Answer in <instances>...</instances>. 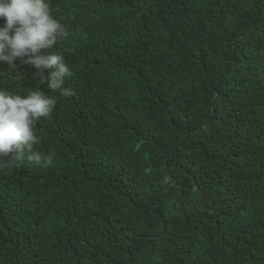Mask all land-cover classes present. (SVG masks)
I'll list each match as a JSON object with an SVG mask.
<instances>
[{"label": "trees", "instance_id": "1", "mask_svg": "<svg viewBox=\"0 0 264 264\" xmlns=\"http://www.w3.org/2000/svg\"><path fill=\"white\" fill-rule=\"evenodd\" d=\"M51 3L71 94L0 63L57 100L52 163L0 167V264H264V0Z\"/></svg>", "mask_w": 264, "mask_h": 264}, {"label": "clouds", "instance_id": "2", "mask_svg": "<svg viewBox=\"0 0 264 264\" xmlns=\"http://www.w3.org/2000/svg\"><path fill=\"white\" fill-rule=\"evenodd\" d=\"M0 20L5 21L0 25V63L6 62L13 70L18 67L17 61L32 66L39 85L46 84L50 92L59 90L63 96L70 95L63 85L71 70L56 50L68 38L69 30L57 18L51 0H0ZM56 105V98L46 95L39 86L26 91L0 86V167H8L11 160L25 154L36 166L52 163L55 153L39 150L41 140L35 129ZM9 153H14V158L4 159Z\"/></svg>", "mask_w": 264, "mask_h": 264}]
</instances>
